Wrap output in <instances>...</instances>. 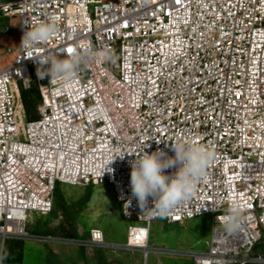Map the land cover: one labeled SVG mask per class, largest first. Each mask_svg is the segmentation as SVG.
<instances>
[{"label":"built area","instance_id":"built-area-1","mask_svg":"<svg viewBox=\"0 0 264 264\" xmlns=\"http://www.w3.org/2000/svg\"><path fill=\"white\" fill-rule=\"evenodd\" d=\"M0 12L15 19L18 33L12 61L0 67L1 245L26 238L146 257L157 251L148 245L154 219L182 224L210 213L209 247L188 253L193 264H264V0H10ZM51 14L53 39L21 49L29 23ZM81 43L89 57L70 90L36 78V56L69 57ZM33 82L40 100L28 119L23 91ZM178 138L212 153L205 179L165 215L150 196L142 213L129 161L157 148L173 155L167 144ZM57 181L111 183L123 218L135 222L126 242L106 241L97 227L87 235L29 233L32 212L52 211ZM229 198L243 209L232 234L221 227Z\"/></svg>","mask_w":264,"mask_h":264},{"label":"rangeland","instance_id":"rangeland-1","mask_svg":"<svg viewBox=\"0 0 264 264\" xmlns=\"http://www.w3.org/2000/svg\"><path fill=\"white\" fill-rule=\"evenodd\" d=\"M7 1L10 0H0ZM17 37L15 19L0 12V67L12 61ZM25 109L27 117L28 106ZM134 223L123 218L122 203L116 200L111 183L69 185L57 181L52 211L48 214L32 212L26 221V230L31 234H62L69 230L77 234L78 230H83L87 235L91 228L97 227L102 230L106 241L124 244L128 226ZM211 226L210 213L197 215L182 224L154 219L149 229L148 245L157 251H151L146 257L139 250L10 238L5 240L4 250V244L0 242V264H193L188 253L208 249ZM18 240L22 242V249H10ZM257 250L261 251L262 246ZM20 251L21 260L14 261L13 257H17Z\"/></svg>","mask_w":264,"mask_h":264},{"label":"clouds","instance_id":"clouds-1","mask_svg":"<svg viewBox=\"0 0 264 264\" xmlns=\"http://www.w3.org/2000/svg\"><path fill=\"white\" fill-rule=\"evenodd\" d=\"M56 25L57 17L54 14L49 15L46 20L29 23L18 46L31 51L37 46L46 45L53 39ZM79 47L82 51L69 57L58 56L52 52L36 56V78L42 80L47 75L49 80H54L62 89L70 90L75 82L77 67L89 57V46L81 43ZM167 146L171 147L173 155L157 148L150 153L143 150L129 161L130 192L143 210L142 213L149 208L146 205L150 196L153 198L152 207L158 214L165 215L177 203L189 200L205 179L206 169L212 158V153L206 147L180 138ZM169 168L173 171L166 173L164 170ZM242 211L241 205L229 198L227 214L221 225L225 233L232 234L240 229ZM212 230L215 231L214 228Z\"/></svg>","mask_w":264,"mask_h":264},{"label":"trees","instance_id":"trees-1","mask_svg":"<svg viewBox=\"0 0 264 264\" xmlns=\"http://www.w3.org/2000/svg\"><path fill=\"white\" fill-rule=\"evenodd\" d=\"M23 100L26 104L25 106H28L29 111H27V118L32 119L37 117V104L40 100L39 91L37 88V84L35 82L32 83L31 87L28 90L23 91ZM7 241L4 242L3 250L6 246ZM10 249L16 250V249H22V242L18 240L17 242L13 243ZM21 251L18 253L17 257H13L14 261H20L21 260Z\"/></svg>","mask_w":264,"mask_h":264},{"label":"snow or ice","instance_id":"snow-or-ice-1","mask_svg":"<svg viewBox=\"0 0 264 264\" xmlns=\"http://www.w3.org/2000/svg\"><path fill=\"white\" fill-rule=\"evenodd\" d=\"M177 3H179V0H177ZM72 51H73V49H72L71 47H68V48H67V53H68V54H71Z\"/></svg>","mask_w":264,"mask_h":264}]
</instances>
